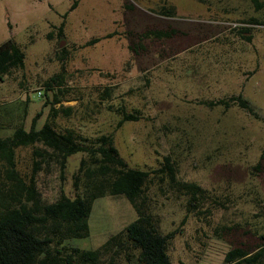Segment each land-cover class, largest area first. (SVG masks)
I'll return each instance as SVG.
<instances>
[{
    "label": "rangeland",
    "instance_id": "374dc122",
    "mask_svg": "<svg viewBox=\"0 0 264 264\" xmlns=\"http://www.w3.org/2000/svg\"><path fill=\"white\" fill-rule=\"evenodd\" d=\"M71 2L0 0V42L11 38L24 54L22 69L0 82V136L19 122L27 129L38 111L41 126L58 89L54 107L71 112L50 117L56 130L72 129L87 143L112 133L127 166L151 171L168 156L178 179L205 189L192 207L166 179L148 184L158 233L175 231L170 264H222L231 246L255 248L264 233V123L235 103L205 102L240 94L264 117V0H77L69 10ZM119 106L139 118L116 127ZM83 155L67 157L63 178L53 158L42 164L43 201L60 190L73 196ZM30 157V146L15 149L21 173ZM135 218L122 195L97 197L87 236L68 244L94 249ZM106 261L140 264L135 250L122 247Z\"/></svg>",
    "mask_w": 264,
    "mask_h": 264
},
{
    "label": "trees",
    "instance_id": "16d2710c",
    "mask_svg": "<svg viewBox=\"0 0 264 264\" xmlns=\"http://www.w3.org/2000/svg\"><path fill=\"white\" fill-rule=\"evenodd\" d=\"M76 3L77 0H72L69 10ZM61 26L62 22L59 30ZM240 28L249 32V27ZM154 36L167 37L168 34L157 31ZM242 37L249 39L248 35ZM96 40L98 38L86 44ZM23 64L24 54L13 39L0 42V82L13 71L22 69ZM55 79L50 82L59 85ZM56 92L61 91L57 89ZM56 92L52 91L48 117L41 126L35 124L38 111L31 117L27 129L19 122L10 134L0 136V264H102L105 259V263H113L121 247L135 250L136 261L140 264H170L167 245L175 231L158 233L159 217L150 210L148 184L153 183L155 177L166 179L171 187L187 196L188 205L192 207L206 198L205 189L194 182L178 179L168 156H163L159 167L151 171L127 166L113 144L112 133L100 134L87 143L86 138L78 137L72 129L56 130L50 117L59 113L67 116L71 112L69 106L54 107L53 104L60 101ZM104 94H108V89ZM229 103H235L264 123V117L259 116L240 94L209 100L205 105L227 107ZM113 110L120 116L116 127L139 118L136 111L128 112L121 106ZM37 142L42 146H36ZM27 146L31 147L30 167L21 173L16 167L15 149ZM77 152L84 155L72 174L73 196L60 190L53 201H43L36 187V174L42 164L53 158L63 178L67 157ZM107 195H122L135 211L136 218L94 249L69 245L68 240L87 236L92 201ZM260 239L255 248L229 247L223 254L222 264H264V233L260 234ZM127 255L128 252L125 257Z\"/></svg>",
    "mask_w": 264,
    "mask_h": 264
},
{
    "label": "built area",
    "instance_id": "2783aa9c",
    "mask_svg": "<svg viewBox=\"0 0 264 264\" xmlns=\"http://www.w3.org/2000/svg\"><path fill=\"white\" fill-rule=\"evenodd\" d=\"M36 95L37 96H40L41 95V92L39 90L36 91Z\"/></svg>",
    "mask_w": 264,
    "mask_h": 264
},
{
    "label": "water",
    "instance_id": "95a60500",
    "mask_svg": "<svg viewBox=\"0 0 264 264\" xmlns=\"http://www.w3.org/2000/svg\"><path fill=\"white\" fill-rule=\"evenodd\" d=\"M60 45V44H59Z\"/></svg>",
    "mask_w": 264,
    "mask_h": 264
}]
</instances>
